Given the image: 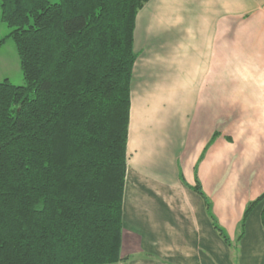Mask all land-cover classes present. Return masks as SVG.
I'll list each match as a JSON object with an SVG mask.
<instances>
[{
    "label": "trees",
    "instance_id": "obj_1",
    "mask_svg": "<svg viewBox=\"0 0 264 264\" xmlns=\"http://www.w3.org/2000/svg\"><path fill=\"white\" fill-rule=\"evenodd\" d=\"M150 0H1L24 84L0 81V264H118L139 11ZM218 132H215L213 139ZM212 143V141H211ZM214 227L230 236L212 212ZM264 192L248 202L236 242Z\"/></svg>",
    "mask_w": 264,
    "mask_h": 264
},
{
    "label": "crops",
    "instance_id": "obj_2",
    "mask_svg": "<svg viewBox=\"0 0 264 264\" xmlns=\"http://www.w3.org/2000/svg\"><path fill=\"white\" fill-rule=\"evenodd\" d=\"M155 1L193 5L172 20L158 8L147 22V13L137 15L123 199L128 258L118 264H264L262 203L236 242L248 202L264 192V122L254 116L246 125V111L264 109L255 88L264 82V0ZM231 82L240 86L236 99ZM197 179L232 244L191 187Z\"/></svg>",
    "mask_w": 264,
    "mask_h": 264
},
{
    "label": "rangeland",
    "instance_id": "obj_3",
    "mask_svg": "<svg viewBox=\"0 0 264 264\" xmlns=\"http://www.w3.org/2000/svg\"><path fill=\"white\" fill-rule=\"evenodd\" d=\"M191 5H193V4H184V3H177L176 4L174 1L173 2H163V3L159 4V2H157L155 0H153V1L150 0L143 7V9H141L139 12L148 14V16H147L148 20L146 19V22L149 21L153 17V15L151 13L153 12L154 9H157V8H158V10H161V12H163V13L164 12L168 13L169 15H166V14H163V15L167 16L169 19H171V18H173L175 13L178 14L179 11H181V10L189 9L190 7H192ZM170 13H171V15H170ZM10 30H11V28L7 25V23L2 21V19H1V0H0V40L2 38H4L5 36H7V34L10 32ZM171 54H172L171 55L172 58L176 60L178 55L175 54L174 52H172ZM5 78H8L14 84H24V82H25L23 72L21 69V65H20V58H19V54H18V51L16 48V44L11 37L7 38L3 42V44L0 46V81L4 80ZM250 83H253V82H250ZM240 84H243V83H240ZM247 84H249V83H247ZM238 85L239 84L236 82H231L230 91H231L232 95H234L235 99L237 98V95H236L237 93L234 91V89L240 88V86H238ZM141 86L142 85L140 83L139 90L142 88ZM255 88L257 90L260 89L261 94H264V82H262V83L257 82ZM139 90L134 95V97H138L139 96L138 94L142 95L141 91H139ZM253 91H254V89L252 90V92ZM248 94H250V93H248ZM246 96H247V94H246ZM235 99L232 101H235ZM250 101H251L252 106H254L257 102V100L255 98L254 99L251 98ZM131 103H132V97H131ZM237 111H238V109L234 112V115L237 113ZM246 113H247L246 116L249 119V121L246 123V125H248V123H250L252 121L254 122V118L256 119V117H254V116H258L256 121L261 120L264 122V109H263L261 115H260V112L254 111V110L246 111ZM240 126H245V124L240 123Z\"/></svg>",
    "mask_w": 264,
    "mask_h": 264
}]
</instances>
